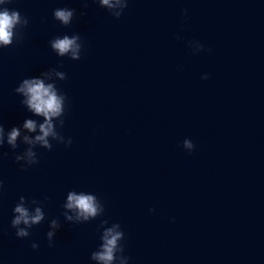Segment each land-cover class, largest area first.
I'll list each match as a JSON object with an SVG mask.
<instances>
[{"label":"water","instance_id":"1","mask_svg":"<svg viewBox=\"0 0 264 264\" xmlns=\"http://www.w3.org/2000/svg\"><path fill=\"white\" fill-rule=\"evenodd\" d=\"M4 9L21 23L0 43V264H103L92 254L114 225L123 235L111 264H264V0ZM57 9L73 12L69 24ZM64 36L78 37L79 58L52 48ZM34 78L63 97L51 149L24 140L45 121L15 91ZM29 148L38 163L28 165ZM70 193L95 197L98 214L77 219ZM18 204L43 214L18 226L26 237L11 226Z\"/></svg>","mask_w":264,"mask_h":264},{"label":"clouds","instance_id":"2","mask_svg":"<svg viewBox=\"0 0 264 264\" xmlns=\"http://www.w3.org/2000/svg\"><path fill=\"white\" fill-rule=\"evenodd\" d=\"M3 0H0L2 3ZM102 5L108 6L109 9L115 7H122L125 9L128 6V0H100ZM121 12L115 13L116 18L121 16ZM55 18L60 20L63 24L67 25L70 23V20L73 16V12L67 9H57L54 13ZM83 15V13H82ZM21 23V16L18 11H9L8 9H4L0 11V43L3 45H8L11 43L13 36V28ZM23 23L26 25L28 23L27 19L23 20ZM78 37L73 36L69 38L68 36H64L63 39H55L52 42V48L57 50L58 54L63 56L65 54L71 53L72 58H79V48L80 45L76 43ZM63 78L62 73H57ZM207 78V77H206ZM16 92L23 93L26 97L24 103L27 104L28 108L31 109L35 114L42 115L45 118L43 124H40V132L41 135H37L35 140H30L29 137L25 136L24 140L29 144H34L36 142L41 143L44 147L51 149L52 145L49 144L47 137L50 135L54 138L57 136V133L53 130V117L61 116L64 111L63 97L58 96L56 91L53 88L52 84L45 85V83L40 79H25L23 83L15 89ZM64 121L61 120V125H63ZM24 128L28 129L30 132L36 130L35 121L29 119L24 122ZM20 135V131L18 128H13L11 132L7 136V143L12 146L13 149L17 147V137ZM3 128L0 127V145H3ZM72 143L71 138L68 141L67 145ZM66 145V146H67ZM183 147L189 149L191 152L195 145L189 139H185L183 141ZM28 158V165H33L38 163V159L36 157V153L29 148L25 154ZM16 161H20L24 159L22 156H16ZM23 167V166H22ZM23 200V197H21ZM67 208L73 209L77 213V219L83 218L87 220L89 217H95L100 210L96 203L95 197L91 195H76L75 193H70L68 195V203L66 205ZM154 211V209H153ZM15 215L14 219L11 221V226L17 228L16 236L17 237H26L29 235L26 228L18 227L21 223L26 226H31L33 224L39 223L43 214L40 208H36L35 215H30L27 208H25L22 204H18L14 208ZM68 220H72V217H67ZM56 226V222L53 221V227ZM119 227L118 225H114L112 228H108L104 234V244L103 250L100 252H96L92 254V258L102 261L103 264H111L114 260V253L118 250V241L122 237L121 231H116L115 229ZM52 233H48L49 239L52 237ZM32 248H37L36 244L31 245ZM49 246H52L51 244ZM122 250V249H121Z\"/></svg>","mask_w":264,"mask_h":264}]
</instances>
